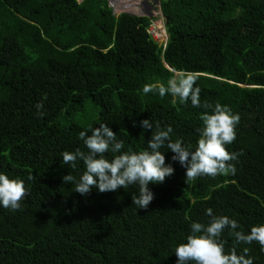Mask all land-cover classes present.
Segmentation results:
<instances>
[{
    "label": "trees",
    "instance_id": "obj_1",
    "mask_svg": "<svg viewBox=\"0 0 264 264\" xmlns=\"http://www.w3.org/2000/svg\"><path fill=\"white\" fill-rule=\"evenodd\" d=\"M159 3L165 45L148 32L158 16L116 15L108 0H0V173L29 190L20 210L0 206V264H176V245L192 222L207 224L208 208L245 233L264 224V0ZM179 71L197 75L201 103L239 114L226 145L243 153L231 162L234 175L185 182V169L161 149L174 174L148 185L147 209L132 204L135 184L81 196L63 183L85 169L61 153L86 151L79 132L100 123L124 151L147 147L144 119L171 126L172 139L194 150L203 109L143 92ZM222 239L226 252L248 248L253 264H264L255 241L237 244L227 229Z\"/></svg>",
    "mask_w": 264,
    "mask_h": 264
},
{
    "label": "clouds",
    "instance_id": "obj_2",
    "mask_svg": "<svg viewBox=\"0 0 264 264\" xmlns=\"http://www.w3.org/2000/svg\"><path fill=\"white\" fill-rule=\"evenodd\" d=\"M197 79L195 73L179 71L167 81V85L145 84L143 88L144 94L157 91L160 97L171 95L173 103L177 98L181 103L190 100L193 107L203 109L200 115L202 127L196 130L199 136L194 150L186 147L182 139H172L171 126L162 127L158 121L154 125L150 119H144L139 122L140 126L151 130L147 147L138 152L131 149L124 151V142L117 138V134L106 123H100L99 127L79 132V139L86 151L77 148L74 152L61 153L64 164L75 169L77 161H82L85 169L79 179L72 174L64 175L63 183L74 184V191L81 196H86L93 188L106 193L135 184L139 192L132 194V204L138 209H147L154 199V193L148 185L163 183L166 177L174 174V168L166 164L161 149L170 150L173 153L171 160L185 169V182L205 175L213 178L218 175H234L236 167L231 162L243 153L229 152L226 145L236 139L240 116L238 113L233 114L227 105H212L207 101L201 103V89L196 84ZM34 107L38 117L46 114L42 101ZM133 126H136L135 123ZM107 153L112 154L111 159L107 158ZM28 179L33 180L35 177L29 176ZM28 194L29 190L23 180L0 173V206L13 211L20 210V202ZM206 215L209 217L207 224L192 222L186 242L176 245V264H253L247 256L248 248L243 249V254H237L235 247L226 252L227 242L222 236L227 229L237 244H251L255 241L264 250V224L252 226L245 233L237 221L225 215H214L211 208L206 209Z\"/></svg>",
    "mask_w": 264,
    "mask_h": 264
},
{
    "label": "rangeland",
    "instance_id": "obj_3",
    "mask_svg": "<svg viewBox=\"0 0 264 264\" xmlns=\"http://www.w3.org/2000/svg\"><path fill=\"white\" fill-rule=\"evenodd\" d=\"M159 2L160 0H108L109 6L113 9L116 15L122 12H133L138 15H147L150 13L149 16H154V17L160 15ZM125 5H128L130 7L125 8ZM132 9L134 10L131 11ZM158 19L159 18L155 19L154 21Z\"/></svg>",
    "mask_w": 264,
    "mask_h": 264
},
{
    "label": "built area",
    "instance_id": "obj_4",
    "mask_svg": "<svg viewBox=\"0 0 264 264\" xmlns=\"http://www.w3.org/2000/svg\"><path fill=\"white\" fill-rule=\"evenodd\" d=\"M157 16L158 17H156V19L157 18H159V19L156 21L153 20L151 22L149 29H148V32L152 35V37L156 41H158L160 44L163 43L165 45L166 41H167V34H166V31H165V28L163 25L161 14L157 15ZM155 26H156V28H155Z\"/></svg>",
    "mask_w": 264,
    "mask_h": 264
},
{
    "label": "water",
    "instance_id": "obj_5",
    "mask_svg": "<svg viewBox=\"0 0 264 264\" xmlns=\"http://www.w3.org/2000/svg\"><path fill=\"white\" fill-rule=\"evenodd\" d=\"M79 1V0H78ZM80 2V1H79ZM113 13H114V11H113ZM125 13H129V14H132V15H136V16H145V17H150L149 15H150V13L149 14H147V15H138V14H135V13H133V12H125Z\"/></svg>",
    "mask_w": 264,
    "mask_h": 264
},
{
    "label": "bare ground",
    "instance_id": "obj_6",
    "mask_svg": "<svg viewBox=\"0 0 264 264\" xmlns=\"http://www.w3.org/2000/svg\"><path fill=\"white\" fill-rule=\"evenodd\" d=\"M130 6H128V5H125V8H129ZM134 9H132L131 11H133ZM136 10V9H135Z\"/></svg>",
    "mask_w": 264,
    "mask_h": 264
}]
</instances>
